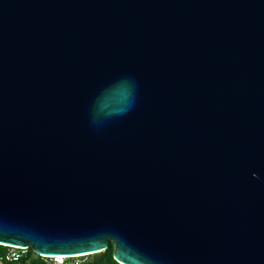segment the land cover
<instances>
[{"label":"water","instance_id":"obj_1","mask_svg":"<svg viewBox=\"0 0 264 264\" xmlns=\"http://www.w3.org/2000/svg\"><path fill=\"white\" fill-rule=\"evenodd\" d=\"M120 264H264V0H0V244Z\"/></svg>","mask_w":264,"mask_h":264},{"label":"built area","instance_id":"obj_2","mask_svg":"<svg viewBox=\"0 0 264 264\" xmlns=\"http://www.w3.org/2000/svg\"><path fill=\"white\" fill-rule=\"evenodd\" d=\"M6 253L0 257V264L19 262L20 264H83L90 254L43 255L29 246L7 245Z\"/></svg>","mask_w":264,"mask_h":264},{"label":"trees","instance_id":"obj_3","mask_svg":"<svg viewBox=\"0 0 264 264\" xmlns=\"http://www.w3.org/2000/svg\"><path fill=\"white\" fill-rule=\"evenodd\" d=\"M8 247L0 244V257L3 256ZM91 256V257H90ZM6 264H20L19 262H6ZM83 264H120L114 259V244L110 242L109 247L98 253L90 254Z\"/></svg>","mask_w":264,"mask_h":264},{"label":"rangeland","instance_id":"obj_4","mask_svg":"<svg viewBox=\"0 0 264 264\" xmlns=\"http://www.w3.org/2000/svg\"><path fill=\"white\" fill-rule=\"evenodd\" d=\"M32 249V248H31ZM89 257V256H88ZM91 257V256H90Z\"/></svg>","mask_w":264,"mask_h":264}]
</instances>
